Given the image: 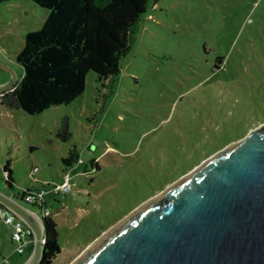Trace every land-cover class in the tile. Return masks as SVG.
Returning <instances> with one entry per match:
<instances>
[{
    "label": "rangeland",
    "instance_id": "obj_1",
    "mask_svg": "<svg viewBox=\"0 0 264 264\" xmlns=\"http://www.w3.org/2000/svg\"><path fill=\"white\" fill-rule=\"evenodd\" d=\"M46 13L29 0L0 2V63L17 80L15 56ZM119 65L103 83L87 72L69 104L38 114L0 104V191L49 190L70 177L69 192L44 195L61 246L51 264H71L133 207L264 121V0H151ZM8 78L0 69V83ZM72 148L79 160L65 166ZM4 215L0 264H23Z\"/></svg>",
    "mask_w": 264,
    "mask_h": 264
},
{
    "label": "water",
    "instance_id": "obj_2",
    "mask_svg": "<svg viewBox=\"0 0 264 264\" xmlns=\"http://www.w3.org/2000/svg\"><path fill=\"white\" fill-rule=\"evenodd\" d=\"M0 93L17 84L14 71ZM0 205L30 230L23 264H39L43 219L0 191ZM71 264H264V121L133 207Z\"/></svg>",
    "mask_w": 264,
    "mask_h": 264
},
{
    "label": "trees",
    "instance_id": "obj_3",
    "mask_svg": "<svg viewBox=\"0 0 264 264\" xmlns=\"http://www.w3.org/2000/svg\"><path fill=\"white\" fill-rule=\"evenodd\" d=\"M3 1L9 0H0ZM29 1L46 9L47 13L41 26L24 36L23 46L15 56V62L22 69L21 77L13 90L0 93V104L38 114L77 98L84 90L89 71L100 82L112 81L118 75L120 59L129 52L137 24L151 0ZM57 135L62 140L69 136L66 117L61 120ZM78 160L74 148L61 159L69 167ZM2 173L5 187L13 190L9 161L2 167ZM34 190L37 189H22L11 195L25 202L23 195ZM0 208L7 211L1 205ZM42 219L46 240L39 264H51L61 246L57 242L53 215ZM28 238L24 261L32 249L31 234Z\"/></svg>",
    "mask_w": 264,
    "mask_h": 264
},
{
    "label": "built area",
    "instance_id": "obj_4",
    "mask_svg": "<svg viewBox=\"0 0 264 264\" xmlns=\"http://www.w3.org/2000/svg\"><path fill=\"white\" fill-rule=\"evenodd\" d=\"M36 170H37L36 167L32 169V171H36ZM70 190H71L70 177L66 173L63 175V180L58 185L51 187V189L49 190L39 189V190L26 192V194L23 195V198L25 202L37 204V206H39L38 216L40 218H44L52 213V210H50L45 205L44 195L49 192L54 194H58V193L64 194L69 192ZM0 212L2 214L5 212L4 223L10 224L12 226L11 241L18 243L17 245L18 252L19 254H23L25 252V248L27 247L30 241L28 238V235L31 234L30 230L28 228L24 230L23 222L17 217H15L13 214H11L10 212H7L2 208H0Z\"/></svg>",
    "mask_w": 264,
    "mask_h": 264
}]
</instances>
